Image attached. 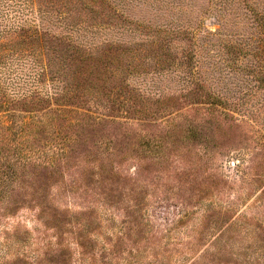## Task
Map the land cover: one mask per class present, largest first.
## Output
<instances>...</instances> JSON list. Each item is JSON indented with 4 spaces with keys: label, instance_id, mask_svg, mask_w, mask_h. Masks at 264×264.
<instances>
[{
    "label": "rangeland",
    "instance_id": "obj_1",
    "mask_svg": "<svg viewBox=\"0 0 264 264\" xmlns=\"http://www.w3.org/2000/svg\"><path fill=\"white\" fill-rule=\"evenodd\" d=\"M72 1L86 28L43 23L112 48L62 106L38 102L52 75L14 95L42 120L0 128V264H264V0Z\"/></svg>",
    "mask_w": 264,
    "mask_h": 264
},
{
    "label": "trees",
    "instance_id": "obj_2",
    "mask_svg": "<svg viewBox=\"0 0 264 264\" xmlns=\"http://www.w3.org/2000/svg\"><path fill=\"white\" fill-rule=\"evenodd\" d=\"M22 1L23 5L18 7L22 10L16 11L11 4L12 2L18 4L19 0H10L7 4H3V0H0V54L10 51L15 55L21 56L17 59L18 62L15 65L5 63L9 68L7 77L9 85L6 88H0V128L8 131L14 130L19 135L25 136L30 121H33L34 126L39 128L42 118L39 116L30 118L25 116L18 121L11 109L19 104L14 95L20 94L25 97L28 95H41L39 84L52 75L51 80L62 83L61 86H51L49 91H45L43 97H38V102L50 104L53 101L55 104L62 106L65 99H68L72 92L76 94L75 97H78V94L84 92L85 89L82 87V82H80L79 71L73 68V62L75 60L87 61L96 59V56H100L101 52L112 48V44H103L104 47L99 44L88 45L64 32V28L57 29L56 32L50 31L51 26L43 22L45 15L48 14L49 10L53 11V9L57 15H64L65 17L63 18L65 19L72 18L70 22L72 26L80 25V30L86 28L79 24V21H76V18L71 14L79 11V9L75 8L72 0ZM25 6H31V10L28 8L27 14L25 13ZM28 12H31L30 14L34 16L31 20L34 26H31L27 22L28 20L24 19ZM252 12L258 16V24L255 28H260L264 37V11L259 13L256 10H252ZM97 15L98 13L95 12L93 19ZM183 27L179 26L174 32L177 35L188 36V31ZM165 33L168 34L166 31ZM261 42L264 47V38L261 39ZM159 48L160 61L164 62L166 57L170 55V50L163 46ZM45 49L51 50L54 56H49L46 60ZM48 55H50L49 52ZM24 57H29L33 60L25 63L19 61ZM184 57L188 59L187 62H192V58L188 54ZM26 85L30 86L29 90H27V93H23L22 91L26 88L22 86L26 87ZM31 96L28 98H31Z\"/></svg>",
    "mask_w": 264,
    "mask_h": 264
}]
</instances>
